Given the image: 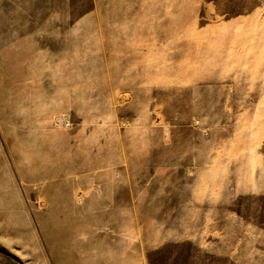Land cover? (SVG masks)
Listing matches in <instances>:
<instances>
[{
    "label": "rangeland",
    "instance_id": "1",
    "mask_svg": "<svg viewBox=\"0 0 264 264\" xmlns=\"http://www.w3.org/2000/svg\"><path fill=\"white\" fill-rule=\"evenodd\" d=\"M0 264H264V0H0Z\"/></svg>",
    "mask_w": 264,
    "mask_h": 264
}]
</instances>
